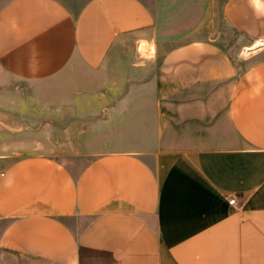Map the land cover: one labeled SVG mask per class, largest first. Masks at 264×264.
Returning a JSON list of instances; mask_svg holds the SVG:
<instances>
[{
  "label": "crops",
  "instance_id": "0c3cea01",
  "mask_svg": "<svg viewBox=\"0 0 264 264\" xmlns=\"http://www.w3.org/2000/svg\"><path fill=\"white\" fill-rule=\"evenodd\" d=\"M0 264H264V0H0Z\"/></svg>",
  "mask_w": 264,
  "mask_h": 264
},
{
  "label": "rangeland",
  "instance_id": "374dc122",
  "mask_svg": "<svg viewBox=\"0 0 264 264\" xmlns=\"http://www.w3.org/2000/svg\"><path fill=\"white\" fill-rule=\"evenodd\" d=\"M122 49H123L122 53H119V54L122 55L123 59L124 57L131 55V53L138 54V55L142 54L144 56H147L150 51H154V48L152 46H148L144 42H141L138 46L127 44V46H124ZM113 77L114 75H111V78Z\"/></svg>",
  "mask_w": 264,
  "mask_h": 264
},
{
  "label": "built area",
  "instance_id": "2783aa9c",
  "mask_svg": "<svg viewBox=\"0 0 264 264\" xmlns=\"http://www.w3.org/2000/svg\"><path fill=\"white\" fill-rule=\"evenodd\" d=\"M230 203H231V204H233V203H234V200H233V199H231V200H230V202H229V204H230Z\"/></svg>",
  "mask_w": 264,
  "mask_h": 264
}]
</instances>
